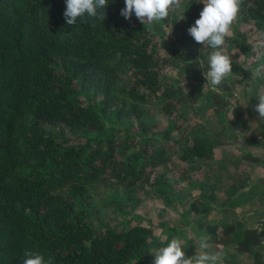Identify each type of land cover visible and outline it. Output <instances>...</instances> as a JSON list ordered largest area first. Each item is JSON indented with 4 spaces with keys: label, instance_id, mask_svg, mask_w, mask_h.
Masks as SVG:
<instances>
[{
    "label": "trees",
    "instance_id": "16d2710c",
    "mask_svg": "<svg viewBox=\"0 0 264 264\" xmlns=\"http://www.w3.org/2000/svg\"><path fill=\"white\" fill-rule=\"evenodd\" d=\"M198 1L186 0V19L181 24L171 20L174 41L191 60L200 58L201 49L211 51L187 31L203 10ZM124 7V0H108L104 9L97 10V17L85 14L75 25H67L65 0H0V264H23L25 249L52 257L53 264H151L148 248L155 241L150 226L118 229L98 221L92 225L86 219L94 207L90 188L99 180L124 190L146 183L157 167L169 161L173 147H178V160L184 164L213 155L215 144L201 133L175 139V122L153 131L155 123L147 120L141 104L159 96L161 110L170 114L172 102L184 101L188 95L179 84L161 85L149 27L134 14L124 19L120 15ZM240 15L241 22H252L264 41V0H244ZM229 44L238 48L233 59L251 50L239 35L226 38L225 45ZM259 62L255 58L249 65ZM243 71L233 62L232 73ZM74 80L89 95L86 105L75 94ZM260 86L264 78L254 80L251 94L242 89L250 117L258 114L252 107L258 103ZM192 91L191 102L200 98L218 105L222 101L213 90L203 92L199 84ZM236 113L245 136L247 127L239 108ZM104 116L110 118L109 125ZM64 127L77 135L76 143L66 138ZM257 128L264 141L262 123ZM132 136L138 137L135 149ZM258 142L254 138L253 144ZM262 162L252 154L240 159L247 169ZM163 177L164 173L155 175L148 184L171 202ZM258 185L264 183L231 185L226 190L227 206L248 204L258 195ZM212 198L207 196L208 201ZM190 208L197 210L194 203ZM209 211L204 205L197 212L205 217ZM219 225L221 237L216 233ZM195 230L197 241L207 234L210 242L234 245V253L223 257L227 264H243L236 261V252L251 255L252 261L245 264H264L263 233L253 228L200 218ZM165 234L164 246L179 231L168 228ZM195 246L193 239L183 243L189 256Z\"/></svg>",
    "mask_w": 264,
    "mask_h": 264
},
{
    "label": "rangeland",
    "instance_id": "374dc122",
    "mask_svg": "<svg viewBox=\"0 0 264 264\" xmlns=\"http://www.w3.org/2000/svg\"><path fill=\"white\" fill-rule=\"evenodd\" d=\"M186 0H182L179 9L171 10L168 18L148 25L150 31L151 44L155 48V58L157 60V73L161 85L179 84L188 97L194 95L192 88L196 85L202 87L207 83L204 78V71L208 70V54L210 51L201 49V56L196 60H191L181 51L180 46L174 41L175 30L172 29L171 20L181 24L186 16ZM199 5H203L198 1ZM244 38L245 43L251 46V50L246 56L238 54L237 47L225 45V52L232 61L240 64L243 69L255 59L253 52L254 46L261 42L262 35L253 28L252 22H241V15L232 25V35L228 38ZM252 73L244 69L243 73H232L224 83L218 86L215 91L221 96L222 101L218 105L212 102H204L200 98L193 102L184 98V101H173L170 106V114H165L161 110L162 100L159 96L151 98L141 104L142 110L147 114V120L154 122L153 131H161L175 122L178 128L173 131L174 138L182 136L183 139H189L192 133H201L215 144L213 155L210 159L198 162L183 163L178 160V147H173L168 152L169 161L161 167H157L149 176L146 183H138L130 190H124L121 185L114 184L109 180H99L90 188V199L94 207L86 213V219L92 225L95 222L103 223L110 227L123 229L134 224L150 226L152 229L155 244L148 248V254L151 257V264H154V253L160 247H163L168 228L179 231V234L173 237H179L184 241L189 238L196 242L195 252L199 251L198 241L195 236V225L197 219H204L207 222L223 220L224 223L240 222L242 228H248L242 223V217L252 213L255 207H245L237 210L229 208L226 204V190L231 185L240 184L242 186L255 182L257 178H250L249 173H264V159L262 162L263 170L259 168L258 172L247 169L240 164V159L246 154H257L264 151V141L261 139L262 132L257 128V123L264 122L256 117H250L245 108L246 96L242 94L243 87L247 90V81L251 80ZM254 82V81H253ZM185 84V85H184ZM184 85V86H183ZM73 87L78 100L86 105L89 102V95L86 90L81 88L78 81H73ZM162 88V87H161ZM264 90L260 86L259 93ZM232 98H238L237 107L234 109V119L228 120L227 111L231 108L229 101ZM90 102L96 106V101L90 99ZM239 110L244 118L247 127L241 129L239 118H236V111ZM254 108V105L252 109ZM255 110V109H254ZM104 122L109 125L110 118L104 116ZM123 126H126L125 124ZM66 138L73 143L78 141L77 135L64 127ZM132 133V130L130 131ZM253 133V134H252ZM238 138V139H236ZM254 138L258 139L257 147H254ZM156 139V138H155ZM131 143L133 149L138 145V137L132 136ZM176 145V144H173ZM263 149L260 152H254L251 149ZM260 155V154H259ZM261 169V170H260ZM164 173L162 180L170 188L171 202H166L148 183L153 181L155 175ZM264 177V176H263ZM210 185L214 187L211 189ZM125 192H127L125 194ZM212 194L213 198L208 201L207 196ZM211 196V195H210ZM194 203L197 210L190 208ZM251 203V201H249ZM207 205L210 211L205 217L198 214V209ZM97 217L95 218L96 211ZM238 217V218H237ZM222 226L216 230L217 236L221 237ZM171 237V238H173ZM212 250L222 248L226 252L234 253V245L227 247L215 242ZM153 253V254H152ZM223 260V264H227Z\"/></svg>",
    "mask_w": 264,
    "mask_h": 264
},
{
    "label": "clouds",
    "instance_id": "9594fccd",
    "mask_svg": "<svg viewBox=\"0 0 264 264\" xmlns=\"http://www.w3.org/2000/svg\"><path fill=\"white\" fill-rule=\"evenodd\" d=\"M199 2L203 3V10L187 31L196 43L211 49L207 57L208 70L203 73L207 83L202 87V91L206 93L209 90H217L233 72L232 58L226 54L224 46L226 38L232 35V25L241 12L244 0H199ZM107 3L108 0H65L63 17L67 25H75L78 18L83 19L85 14L89 17H97V10L104 9ZM124 3L125 7L120 11L124 19L130 20L134 14L141 24L152 25L168 18L171 10L179 9L182 0H124ZM99 19L102 21L105 19L104 12L100 14ZM253 52L255 58L261 62L254 67L244 66V69L252 73L251 80L247 81L249 94L253 91V81L264 78V41L258 42ZM257 99L258 103L254 105V109L258 113V119L264 122V90L257 94ZM237 101L238 98L229 101L231 105L227 111L229 121L234 119ZM251 150L261 151L258 148ZM198 245L199 251L189 256L183 248L182 239L173 237L166 246L152 253L154 264H223L225 253L222 248L212 250L213 245L210 243L209 235H201ZM23 256V264H53L52 257L46 259L43 254L36 251L25 249Z\"/></svg>",
    "mask_w": 264,
    "mask_h": 264
},
{
    "label": "crops",
    "instance_id": "0c3cea01",
    "mask_svg": "<svg viewBox=\"0 0 264 264\" xmlns=\"http://www.w3.org/2000/svg\"><path fill=\"white\" fill-rule=\"evenodd\" d=\"M258 144L259 143L255 144L254 147L255 146L257 147ZM261 150H263V149H261ZM257 155L263 161V159H264V151H263V153L260 152ZM259 168H261L263 170V166H262L261 163L258 164V166H256L254 169H250V170H253V171H257L258 172ZM249 175H250V178H252L253 176L255 177V179L257 178V180L255 182L258 181L260 183L261 182L264 183V177H263L264 176V173H249ZM256 193H258V195H256L255 198H253V200H251V203H248V204H246L244 206H241L242 208H245V207H255V206H257L256 209H253L252 210V213L251 214H249L247 216L245 215V217H242L241 218L243 220L242 223H246V225H244V226H246L248 228H252L261 218L264 217V186H259L258 185L256 187ZM241 207L240 206L239 207H236V213H237V210H239ZM248 218H249V220H248ZM236 222H238V221H236ZM237 225H238V227L239 226L240 227L242 226V224L240 222ZM257 248L258 247L254 248V249H256L257 251H260ZM263 251H264V248H262V254H263ZM262 258H263V256H262ZM236 261L238 263H243V264L248 263V262H251L252 261L251 255L249 253H246V252H243V253L236 252Z\"/></svg>",
    "mask_w": 264,
    "mask_h": 264
},
{
    "label": "built area",
    "instance_id": "2783aa9c",
    "mask_svg": "<svg viewBox=\"0 0 264 264\" xmlns=\"http://www.w3.org/2000/svg\"><path fill=\"white\" fill-rule=\"evenodd\" d=\"M252 228L255 229L256 232L263 233L261 245L264 246V217L261 218Z\"/></svg>",
    "mask_w": 264,
    "mask_h": 264
}]
</instances>
